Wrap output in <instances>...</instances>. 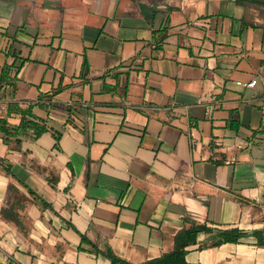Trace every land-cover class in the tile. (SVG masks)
Returning <instances> with one entry per match:
<instances>
[{"label": "crops", "instance_id": "obj_1", "mask_svg": "<svg viewBox=\"0 0 264 264\" xmlns=\"http://www.w3.org/2000/svg\"><path fill=\"white\" fill-rule=\"evenodd\" d=\"M248 9L0 0V118L19 125L17 103L47 127L0 130V264H111L81 234L142 264L186 219L246 233H200L187 264H264V22Z\"/></svg>", "mask_w": 264, "mask_h": 264}, {"label": "trees", "instance_id": "obj_2", "mask_svg": "<svg viewBox=\"0 0 264 264\" xmlns=\"http://www.w3.org/2000/svg\"><path fill=\"white\" fill-rule=\"evenodd\" d=\"M239 4L249 7L246 2L264 6V0H236ZM9 112H16L21 114V121L17 126H11L4 118H0V130L4 133V141H7L10 136H15L18 131H27L32 129L33 137L36 138L47 130L46 125L38 120H35L31 114L30 107L22 109L17 103L10 105ZM8 167H6V170ZM29 192L36 196V194L29 190ZM42 205H47L42 201ZM187 226L178 231L174 236V249L160 257L147 260L142 264H187L185 255L187 248L197 242L200 233H209L204 246H218L226 242H238L240 238L245 237L246 233L237 228L231 229H217L212 230L205 223H196L192 220L186 219ZM252 235L257 238L258 245H264V229L252 232ZM81 242L91 245L94 251L105 256L110 260L111 264H131L119 256H117L110 246L103 243L102 247L90 241L85 235L81 234ZM81 248V247H79Z\"/></svg>", "mask_w": 264, "mask_h": 264}, {"label": "rangeland", "instance_id": "obj_3", "mask_svg": "<svg viewBox=\"0 0 264 264\" xmlns=\"http://www.w3.org/2000/svg\"><path fill=\"white\" fill-rule=\"evenodd\" d=\"M246 3L249 6V15L252 16V18L257 17L259 20L264 22V6H259L251 2Z\"/></svg>", "mask_w": 264, "mask_h": 264}, {"label": "built area", "instance_id": "obj_4", "mask_svg": "<svg viewBox=\"0 0 264 264\" xmlns=\"http://www.w3.org/2000/svg\"><path fill=\"white\" fill-rule=\"evenodd\" d=\"M237 84L241 85V86H246V87H253L255 84H256V79H252L251 81L249 82H241V81H238ZM211 111V107L208 106L207 107V112L209 113ZM250 146V143L246 144V145H243V146H238L240 148H246Z\"/></svg>", "mask_w": 264, "mask_h": 264}]
</instances>
